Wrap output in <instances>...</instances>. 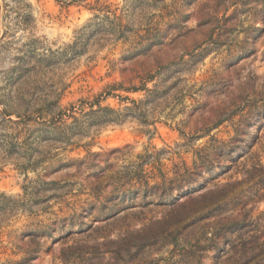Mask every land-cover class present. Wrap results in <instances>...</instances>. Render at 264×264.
Here are the masks:
<instances>
[{
    "label": "rangeland",
    "instance_id": "rangeland-1",
    "mask_svg": "<svg viewBox=\"0 0 264 264\" xmlns=\"http://www.w3.org/2000/svg\"><path fill=\"white\" fill-rule=\"evenodd\" d=\"M100 94L147 122L36 149L17 116ZM256 262L264 0H0V264Z\"/></svg>",
    "mask_w": 264,
    "mask_h": 264
},
{
    "label": "trees",
    "instance_id": "trees-1",
    "mask_svg": "<svg viewBox=\"0 0 264 264\" xmlns=\"http://www.w3.org/2000/svg\"><path fill=\"white\" fill-rule=\"evenodd\" d=\"M61 1L65 2L66 0ZM154 76L146 75L140 86L132 87L131 90H145L147 93L156 92L154 90L156 86L154 88L146 87V83L154 79ZM108 95H110L109 91L103 97L105 98ZM101 96L100 94L95 100H79V103L70 104L64 108L59 105L57 96L52 101L39 99L37 101L39 103L36 104L29 105L26 103L28 105H26L25 112L17 116L23 118V124L29 121L32 123L33 129L26 128V130L29 131L28 136L35 132V135H31L30 138L32 142L36 143V149H39L41 142L50 147L59 144L60 147L72 144V138L89 132L88 130L91 128L95 130L111 123H121L128 117L147 122V116L141 107L142 101L116 94L115 96L122 101H129L132 105L125 106L123 109H114L108 105H100ZM94 106H96V109H94ZM68 119H71V121L68 122ZM9 121L12 122V120ZM25 145L24 142L19 145L21 150H24Z\"/></svg>",
    "mask_w": 264,
    "mask_h": 264
}]
</instances>
